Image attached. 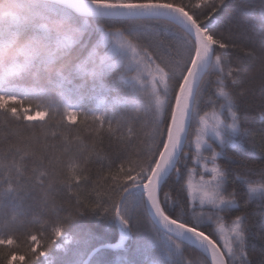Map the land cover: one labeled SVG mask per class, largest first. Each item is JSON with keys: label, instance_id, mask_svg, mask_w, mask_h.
<instances>
[{"label": "snow or ice", "instance_id": "snow-or-ice-1", "mask_svg": "<svg viewBox=\"0 0 264 264\" xmlns=\"http://www.w3.org/2000/svg\"><path fill=\"white\" fill-rule=\"evenodd\" d=\"M85 213H142L163 264H264V0H0V264Z\"/></svg>", "mask_w": 264, "mask_h": 264}, {"label": "trees", "instance_id": "trees-1", "mask_svg": "<svg viewBox=\"0 0 264 264\" xmlns=\"http://www.w3.org/2000/svg\"><path fill=\"white\" fill-rule=\"evenodd\" d=\"M194 2V0H193ZM235 9H222L218 16H228ZM233 55H242L234 52ZM257 82L259 80V65L252 69ZM257 105L259 100L254 101ZM29 230H35L41 225L49 226L56 222L55 213L33 214L28 220ZM120 238L119 225L115 220H109L94 213H85L73 220L64 230V235L51 248L44 264H82L88 254L99 245L116 243ZM68 239V242L66 240ZM152 250L142 241H135L129 234L126 243L119 247L97 250L85 264L99 260V264H147ZM165 259V257H162Z\"/></svg>", "mask_w": 264, "mask_h": 264}, {"label": "rangeland", "instance_id": "rangeland-1", "mask_svg": "<svg viewBox=\"0 0 264 264\" xmlns=\"http://www.w3.org/2000/svg\"><path fill=\"white\" fill-rule=\"evenodd\" d=\"M134 220L139 222V224L142 226L143 231L139 235H132L130 234L135 241H142L144 244H146L149 249H151L153 252L150 255V260L147 264H163V253L160 250V247L154 243V241L151 238V234L148 231L149 225L147 221V217L144 216L142 213H137L134 215ZM129 237V234L125 238V243L127 241V238ZM68 242V239L66 240ZM92 264H99V260L93 262ZM101 264V263H100Z\"/></svg>", "mask_w": 264, "mask_h": 264}, {"label": "water", "instance_id": "water-1", "mask_svg": "<svg viewBox=\"0 0 264 264\" xmlns=\"http://www.w3.org/2000/svg\"><path fill=\"white\" fill-rule=\"evenodd\" d=\"M118 222V221H117ZM119 224V222H118ZM119 234H120V238L116 243L113 244H103V245H99L97 246L95 249H93L88 256L86 257V259L83 261L82 264H85L91 257L92 255L99 249H104V248H115L117 247V245H121V241L124 242L125 238L127 237L128 234H126L124 232V230L122 229L121 225L119 224Z\"/></svg>", "mask_w": 264, "mask_h": 264}]
</instances>
